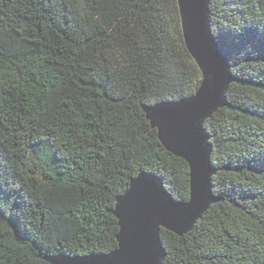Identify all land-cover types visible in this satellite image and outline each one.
<instances>
[{"label": "trees", "instance_id": "1", "mask_svg": "<svg viewBox=\"0 0 264 264\" xmlns=\"http://www.w3.org/2000/svg\"><path fill=\"white\" fill-rule=\"evenodd\" d=\"M234 82L205 121L217 202L162 264H264V0H210ZM201 72L177 0H0V264L117 249L115 200L139 173L178 201L189 169L142 106L192 96Z\"/></svg>", "mask_w": 264, "mask_h": 264}, {"label": "water", "instance_id": "2", "mask_svg": "<svg viewBox=\"0 0 264 264\" xmlns=\"http://www.w3.org/2000/svg\"><path fill=\"white\" fill-rule=\"evenodd\" d=\"M209 3L177 0L184 44L201 72L198 89L179 101L142 106L162 147L188 165V200H176L159 178L139 173L115 200L117 249L107 254L55 256L47 259L51 264H162L165 250L160 231L183 237L218 201L211 187L215 171L204 123L228 106L226 93L234 79L229 59L211 32Z\"/></svg>", "mask_w": 264, "mask_h": 264}]
</instances>
